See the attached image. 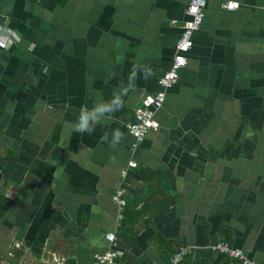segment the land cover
Here are the masks:
<instances>
[{
  "label": "crops",
  "instance_id": "0c3cea01",
  "mask_svg": "<svg viewBox=\"0 0 264 264\" xmlns=\"http://www.w3.org/2000/svg\"><path fill=\"white\" fill-rule=\"evenodd\" d=\"M187 1L0 0V264H91L106 232L118 264H168L179 246L178 264H242L217 241L264 260V0H206L156 128L136 145L127 131ZM119 88L113 118L77 131Z\"/></svg>",
  "mask_w": 264,
  "mask_h": 264
},
{
  "label": "built area",
  "instance_id": "2783aa9c",
  "mask_svg": "<svg viewBox=\"0 0 264 264\" xmlns=\"http://www.w3.org/2000/svg\"><path fill=\"white\" fill-rule=\"evenodd\" d=\"M205 1L206 0L187 1L185 7L187 18L183 21L179 35L174 43L170 66L157 78L158 89L141 98L140 104L133 109L132 121L127 124V131L133 139V145L140 142L147 131L156 128L157 125L153 119V113L160 108L165 90L174 84L177 77V71L186 63L185 53L190 47L192 33L200 27ZM225 7L234 8L236 7V2L228 0L225 2ZM127 165L133 166L134 162L128 161ZM113 198L118 207L116 219L120 220V209L125 204L121 188L118 187L115 189ZM104 237L108 242V247L102 251L94 252L91 264H118L116 253L111 246L114 239L113 233L106 232ZM209 249L217 253H224L229 257L239 260L242 264H264V260L255 262L248 259L240 249L229 246L225 241H217L209 245ZM185 253L186 247L179 246L172 252L168 264H178ZM50 264H61V262L57 256L52 255Z\"/></svg>",
  "mask_w": 264,
  "mask_h": 264
},
{
  "label": "clouds",
  "instance_id": "9594fccd",
  "mask_svg": "<svg viewBox=\"0 0 264 264\" xmlns=\"http://www.w3.org/2000/svg\"><path fill=\"white\" fill-rule=\"evenodd\" d=\"M137 71H138V65H134L133 69L131 71V74L129 76V79H132L135 81L137 78ZM142 73L143 78L147 80L153 75V72L150 68H148L146 71H140ZM110 77H114V73L109 74ZM121 92L127 93L126 90H121L119 88L118 92H114L111 99L105 100L102 104H96L93 105L91 108L87 106H83L79 110V114L77 117V120L75 122V128L77 131L81 133H87L91 135L93 132H95L96 127L101 124V120L98 118V114H107L105 118H113V114L117 111H119L124 104L123 96L125 94H121ZM103 140H108L107 133L104 134L102 137ZM124 139L123 133L119 130H114L112 133L111 142L109 143V147L114 148V146L117 143H120Z\"/></svg>",
  "mask_w": 264,
  "mask_h": 264
}]
</instances>
